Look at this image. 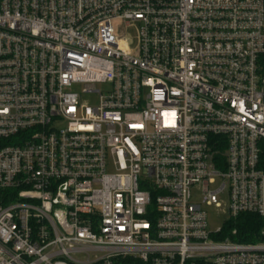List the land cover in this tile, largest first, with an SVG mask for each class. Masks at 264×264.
<instances>
[{"label": "built area", "instance_id": "built-area-1", "mask_svg": "<svg viewBox=\"0 0 264 264\" xmlns=\"http://www.w3.org/2000/svg\"><path fill=\"white\" fill-rule=\"evenodd\" d=\"M222 195L264 219V0H0V264H264Z\"/></svg>", "mask_w": 264, "mask_h": 264}, {"label": "trees", "instance_id": "trees-1", "mask_svg": "<svg viewBox=\"0 0 264 264\" xmlns=\"http://www.w3.org/2000/svg\"><path fill=\"white\" fill-rule=\"evenodd\" d=\"M224 234L220 237L242 243L251 244L262 241L261 232L264 229V219L254 214H242L237 219L226 221Z\"/></svg>", "mask_w": 264, "mask_h": 264}, {"label": "rangeland", "instance_id": "rangeland-1", "mask_svg": "<svg viewBox=\"0 0 264 264\" xmlns=\"http://www.w3.org/2000/svg\"><path fill=\"white\" fill-rule=\"evenodd\" d=\"M120 33L123 35L124 33L129 34L135 41H137L138 30L136 26L126 27V25L122 24L119 28H117ZM84 101H93L90 96L85 97ZM212 189H216L212 187ZM229 197L228 195L220 196V202L222 203V209H216L214 207L204 208L208 213V224L209 230L212 233L217 232L219 229L224 228L225 222L227 220V215L224 214V211L227 208ZM226 238V237H224Z\"/></svg>", "mask_w": 264, "mask_h": 264}]
</instances>
